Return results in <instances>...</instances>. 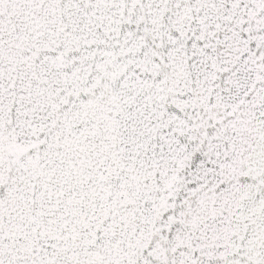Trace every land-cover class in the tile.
<instances>
[{
	"label": "snow or ice",
	"instance_id": "1",
	"mask_svg": "<svg viewBox=\"0 0 264 264\" xmlns=\"http://www.w3.org/2000/svg\"><path fill=\"white\" fill-rule=\"evenodd\" d=\"M0 264H264V0H0Z\"/></svg>",
	"mask_w": 264,
	"mask_h": 264
}]
</instances>
